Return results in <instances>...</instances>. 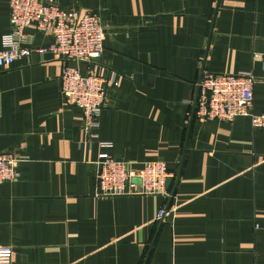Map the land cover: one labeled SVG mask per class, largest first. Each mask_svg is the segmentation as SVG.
I'll return each mask as SVG.
<instances>
[{
  "label": "crops",
  "instance_id": "1",
  "mask_svg": "<svg viewBox=\"0 0 264 264\" xmlns=\"http://www.w3.org/2000/svg\"><path fill=\"white\" fill-rule=\"evenodd\" d=\"M54 1L101 14L103 51L79 68L117 86L91 139L61 97V63L36 52L50 37L27 28L31 55L0 71V153L19 159L0 185L11 264H264V131L193 116L201 70L251 72L264 112V0ZM9 30L0 0V40ZM100 142L117 161L163 162L170 198H95Z\"/></svg>",
  "mask_w": 264,
  "mask_h": 264
},
{
  "label": "built area",
  "instance_id": "2",
  "mask_svg": "<svg viewBox=\"0 0 264 264\" xmlns=\"http://www.w3.org/2000/svg\"><path fill=\"white\" fill-rule=\"evenodd\" d=\"M9 26V32L0 40V71L9 70L18 60L31 55L32 50L24 46L27 28L33 27L50 37L52 43L36 52L48 54L61 63V97L67 106L82 111L83 132L96 139L98 118L108 97L107 83L117 86V75L112 73L107 80L90 70L82 74L79 67L93 64L103 51L105 34L101 14L61 7L54 0H9ZM253 58H259L264 68V52L254 53ZM256 81L251 72L213 74L201 70L193 103L194 118L201 122H233L237 118H247L252 128L264 131V112H253ZM99 146L103 151L94 162L95 198H170L167 182L173 174L163 162L155 160L136 166L112 158L107 152L112 147L110 142H100ZM18 164L19 159L14 153H0V185L18 178ZM165 211L158 213L157 220L165 215ZM11 257V248H0V264H11Z\"/></svg>",
  "mask_w": 264,
  "mask_h": 264
},
{
  "label": "water",
  "instance_id": "3",
  "mask_svg": "<svg viewBox=\"0 0 264 264\" xmlns=\"http://www.w3.org/2000/svg\"><path fill=\"white\" fill-rule=\"evenodd\" d=\"M194 101H195V97H194ZM194 101H193V103H194ZM194 109V108H193ZM192 117V116H191Z\"/></svg>",
  "mask_w": 264,
  "mask_h": 264
}]
</instances>
